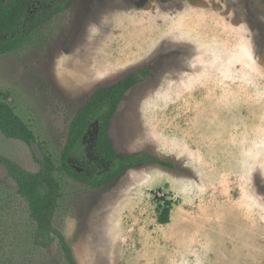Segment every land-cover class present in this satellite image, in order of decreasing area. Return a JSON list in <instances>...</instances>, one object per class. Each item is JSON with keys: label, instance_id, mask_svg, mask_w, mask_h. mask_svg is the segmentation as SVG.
<instances>
[{"label": "rangeland", "instance_id": "1", "mask_svg": "<svg viewBox=\"0 0 264 264\" xmlns=\"http://www.w3.org/2000/svg\"><path fill=\"white\" fill-rule=\"evenodd\" d=\"M42 36L0 56V91L48 155L96 89L146 69L108 133L117 152L172 165L93 191L55 174L53 227L77 264H264V0H73ZM0 157L39 170L1 134ZM35 231L0 164V264H65Z\"/></svg>", "mask_w": 264, "mask_h": 264}, {"label": "trees", "instance_id": "2", "mask_svg": "<svg viewBox=\"0 0 264 264\" xmlns=\"http://www.w3.org/2000/svg\"><path fill=\"white\" fill-rule=\"evenodd\" d=\"M72 1L0 0V56L40 40L45 24L65 12ZM145 70L141 69L110 85L102 86L89 96L71 119L57 160L45 152L32 130L15 113L10 94L0 91V134L7 140L22 142L29 148L32 143L37 144L44 157L39 161L31 152L39 165L36 173L26 171L2 157L0 164L15 183L17 195L26 203L29 218L36 224L34 243L45 249L57 241L65 264L77 262L63 235L53 227L61 197L56 173H63L93 191L108 188L118 177L139 166L153 164L172 167L146 152H117L108 133L120 101L145 79ZM90 134L93 135L91 144L88 143ZM158 202L156 220L158 224L165 225L169 222L172 203L165 199Z\"/></svg>", "mask_w": 264, "mask_h": 264}, {"label": "water", "instance_id": "3", "mask_svg": "<svg viewBox=\"0 0 264 264\" xmlns=\"http://www.w3.org/2000/svg\"><path fill=\"white\" fill-rule=\"evenodd\" d=\"M30 150L33 153L34 157L39 160L42 161L44 159L42 151L40 150V148L37 146V144L32 143L30 145Z\"/></svg>", "mask_w": 264, "mask_h": 264}, {"label": "flooded vegetation", "instance_id": "4", "mask_svg": "<svg viewBox=\"0 0 264 264\" xmlns=\"http://www.w3.org/2000/svg\"><path fill=\"white\" fill-rule=\"evenodd\" d=\"M70 5H71V4H70ZM69 7H70V6H69ZM67 10H68V9H67ZM129 75H130V74H129ZM127 76H128V75H127ZM125 77H126V76H125ZM142 82H143V81H142ZM140 83H141V82H139L138 84H140ZM138 84H137V85H138ZM137 85H136V86H137ZM136 86H134V87H136ZM134 87H133V88H134ZM133 88H132V89H133ZM132 89H131V90H132ZM78 170L80 171V169H78Z\"/></svg>", "mask_w": 264, "mask_h": 264}]
</instances>
